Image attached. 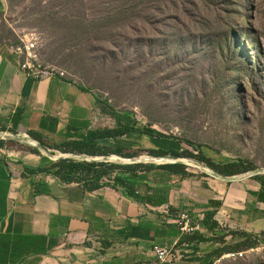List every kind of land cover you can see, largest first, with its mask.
I'll return each instance as SVG.
<instances>
[{
  "label": "rangeland",
  "instance_id": "rangeland-1",
  "mask_svg": "<svg viewBox=\"0 0 264 264\" xmlns=\"http://www.w3.org/2000/svg\"><path fill=\"white\" fill-rule=\"evenodd\" d=\"M4 3L0 45L38 34L39 59L50 77L95 99L93 129L136 130L125 137L133 146L90 154L86 151L95 150L90 145L75 143L81 131L74 127L43 138L34 130L0 126V160L14 174L53 176L62 183L70 178L87 188H132L131 170L117 164L139 160L183 164L169 169L178 175L187 167L224 177L251 175L261 185L264 0ZM86 157H102L113 166L103 168L99 181L93 170L54 166L60 159ZM119 176L127 182L119 183ZM212 220L204 227L194 219L201 226L188 232L181 231L177 216L176 226L185 237L210 241L216 264H264V232Z\"/></svg>",
  "mask_w": 264,
  "mask_h": 264
},
{
  "label": "crops",
  "instance_id": "crops-1",
  "mask_svg": "<svg viewBox=\"0 0 264 264\" xmlns=\"http://www.w3.org/2000/svg\"><path fill=\"white\" fill-rule=\"evenodd\" d=\"M4 5L0 0L2 16ZM8 46L0 45V126H12L18 113V129L34 130L43 138L69 126L81 132L93 129L89 122L95 99L57 76L34 81L23 95L28 77ZM126 135L96 142L112 148L133 146ZM4 163L9 181L6 193L0 181V264H213L211 242L185 237L177 228L176 218L183 213L204 227L213 219L230 228L264 232L261 185L251 175L224 177L187 167L188 174L171 176L168 200L156 206L146 202V192L152 189L144 185L86 190L53 176L26 178ZM28 235L57 243L46 252L18 257L23 247L14 242ZM154 246L169 251L165 261L157 258Z\"/></svg>",
  "mask_w": 264,
  "mask_h": 264
},
{
  "label": "trees",
  "instance_id": "trees-1",
  "mask_svg": "<svg viewBox=\"0 0 264 264\" xmlns=\"http://www.w3.org/2000/svg\"><path fill=\"white\" fill-rule=\"evenodd\" d=\"M36 81L33 78H28L22 93L23 95H27L34 83ZM12 123L14 127H17L19 123V114L16 113L13 118H12ZM136 130L133 129H126V130H115L114 128H109V129H86V131L80 132L78 140L75 142L76 144L80 143L81 145L88 146L90 145L92 149H95L93 151H86L87 153L90 154H111L112 150H115V152H118L117 150H123L125 148L124 146H118L115 148L108 147V146H102L98 144L96 141L100 138H107V137H112V136H121V135H126L132 132H135ZM100 149H105V152H100ZM98 150V151H96ZM80 151H85V150H80ZM173 151V150H172ZM173 165H183V164H178L177 162L175 164L169 163V164H145L143 162H136L133 164H126V165H119L117 166L124 168L128 171L131 170V178L129 180V184L131 186H136L139 188L141 185H144L147 189H152L151 193L146 192V202L160 206L164 203L167 202L168 200V193L170 189V180L172 175H178V173H171L170 168ZM55 167L61 166L62 169H67L69 171L77 170V169H82V170H93L94 172H97L99 174L97 181L102 177V174H105L103 172V168L113 166L112 163L106 162V161H85V162H77L74 160L70 159H60L55 165ZM153 171H160L159 173L154 174L151 176V173ZM7 171L5 169V163L3 160H0V181L3 182V187H2V193H6L7 187H8V181L9 177L7 176ZM57 174H61L60 170H57ZM188 174L186 171V168H184L183 172H180L178 176H183ZM63 179V178H62ZM61 180V179H60ZM67 183H77L75 180L67 178L64 180ZM119 183H123L125 180L124 176H119L118 180ZM127 182V181H126ZM261 191L258 195V198L261 201H264V177L261 179ZM84 189L86 190H93L96 188L101 187L100 185H95L94 187L87 188L83 186ZM115 187V186H114ZM0 203H2V200L0 199ZM212 205L215 207L218 206L219 202L217 201H211L210 202ZM214 212L210 214L212 216ZM206 220V222H208ZM193 239H199V240H204L202 236L198 237H193ZM47 237L45 236H40V235H28V236H21L20 239L17 241L15 240L14 244H19L21 247H23L22 250H18L16 254L18 257L21 255H29L32 253H41V252H46L49 248L53 247L56 245V241H51L49 244L46 243ZM17 257V258H18ZM16 258H14L13 261H15ZM4 263V262H1ZM7 264V263H5Z\"/></svg>",
  "mask_w": 264,
  "mask_h": 264
},
{
  "label": "built area",
  "instance_id": "built-area-1",
  "mask_svg": "<svg viewBox=\"0 0 264 264\" xmlns=\"http://www.w3.org/2000/svg\"><path fill=\"white\" fill-rule=\"evenodd\" d=\"M39 43V35L36 33H29L20 37L19 43L9 44L8 46L10 51L18 57L20 69L26 73L28 78H33L36 81L48 78L52 75V72L48 71L47 67L43 66L40 62L38 54ZM180 219L182 225L180 228L181 231L190 232L199 229L201 226L200 222L194 221V218L187 213H183ZM153 251L160 261H165L169 255V251L166 248L154 246ZM213 264H216V262Z\"/></svg>",
  "mask_w": 264,
  "mask_h": 264
},
{
  "label": "water",
  "instance_id": "water-1",
  "mask_svg": "<svg viewBox=\"0 0 264 264\" xmlns=\"http://www.w3.org/2000/svg\"><path fill=\"white\" fill-rule=\"evenodd\" d=\"M64 157H67V156H64ZM103 160V158L101 157H95V158H93V157H91V158H86V161H102ZM139 160H135V161H131V162H138ZM178 161H182V160H178ZM172 162H176V161H172Z\"/></svg>",
  "mask_w": 264,
  "mask_h": 264
},
{
  "label": "bare ground",
  "instance_id": "bare-ground-1",
  "mask_svg": "<svg viewBox=\"0 0 264 264\" xmlns=\"http://www.w3.org/2000/svg\"><path fill=\"white\" fill-rule=\"evenodd\" d=\"M66 154V153H65ZM70 155V154H69ZM87 158V157H86ZM152 159V158H151ZM157 159V158H156ZM153 161V160H152ZM190 162V161H189Z\"/></svg>",
  "mask_w": 264,
  "mask_h": 264
}]
</instances>
